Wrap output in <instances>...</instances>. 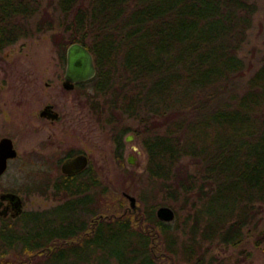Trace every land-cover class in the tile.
<instances>
[{
	"label": "trees",
	"instance_id": "trees-1",
	"mask_svg": "<svg viewBox=\"0 0 264 264\" xmlns=\"http://www.w3.org/2000/svg\"><path fill=\"white\" fill-rule=\"evenodd\" d=\"M49 5L55 10H42L43 0H0V50L55 29L65 62L68 44L84 43L96 71L76 87L92 88L96 118L111 124L119 163L124 133L141 137L148 185L136 193L141 208L134 211L90 166L59 172L51 184L61 202L0 218V246L10 254L3 263L205 264L214 244L238 245L264 211V62L241 91L235 81L244 73L238 51L257 0ZM159 196L175 208L173 220L157 217ZM58 214L77 221H58ZM255 237L264 250V229Z\"/></svg>",
	"mask_w": 264,
	"mask_h": 264
},
{
	"label": "rangeland",
	"instance_id": "rangeland-1",
	"mask_svg": "<svg viewBox=\"0 0 264 264\" xmlns=\"http://www.w3.org/2000/svg\"><path fill=\"white\" fill-rule=\"evenodd\" d=\"M48 1L43 0L42 10L52 12L55 8L46 6ZM54 31L22 37L0 50V132L10 133L18 150V157L10 160L6 172L0 176V192L4 187L16 189L23 198L24 209L54 206L62 201L51 186L59 175L61 161L68 152L84 151L100 182L116 194L129 192L136 196L148 185L144 171L147 152L141 137L132 129L124 133L123 163H119L111 124L96 118L92 88L85 85L66 90L62 86L65 62L53 42ZM238 52L245 61L244 73L235 80L241 91L253 71L264 62V0H257L252 25ZM48 102L54 103L60 114L52 124L38 115ZM125 122L142 128L138 119L128 118ZM129 135L131 138L127 140ZM130 155L133 162L127 160ZM157 201L168 204L160 196ZM124 204L130 207L127 197ZM137 204L141 208L138 201ZM186 215L187 210H181L180 227L187 230ZM59 219L75 224L77 216L58 214ZM254 220L255 226L248 224L238 245L214 244L205 264H264V250L255 240V234L264 229V211L258 212ZM2 251L6 252L4 246H0V264L10 257Z\"/></svg>",
	"mask_w": 264,
	"mask_h": 264
},
{
	"label": "water",
	"instance_id": "water-1",
	"mask_svg": "<svg viewBox=\"0 0 264 264\" xmlns=\"http://www.w3.org/2000/svg\"><path fill=\"white\" fill-rule=\"evenodd\" d=\"M65 69L63 74V87L72 89L77 82L85 81L91 78L96 71L94 57L90 49L80 41H73L68 44L65 54ZM52 104H46L41 110V115H47L50 118H57L58 111L52 109ZM130 135L126 137L129 140ZM16 155V149L13 147V143L10 137H3L0 140V173L4 171L7 165V158ZM129 162H133L134 159L130 155L127 159ZM88 163V157L84 153H78L70 158H66L60 165V169L63 173L78 172L86 167ZM129 199V205L133 209H140V205L137 204L136 196L123 192ZM0 202L8 198L12 202V206L15 209V213L22 211V198L14 191H5L0 195ZM1 212H5V209ZM156 215L158 218L171 221L174 219L176 212L175 209L169 204H159L156 208Z\"/></svg>",
	"mask_w": 264,
	"mask_h": 264
},
{
	"label": "flooded vegetation",
	"instance_id": "flooded-vegetation-1",
	"mask_svg": "<svg viewBox=\"0 0 264 264\" xmlns=\"http://www.w3.org/2000/svg\"><path fill=\"white\" fill-rule=\"evenodd\" d=\"M65 62H66V61H65ZM64 69H65V68H64ZM62 81H63V80H62ZM62 86H63V85H62ZM75 87H76V83H75V85H74L73 88H75ZM63 88L66 89V90H71V89H67V88H65V87H63ZM73 88H72V89H73ZM46 104H52V105H53L52 109L56 110V108H55V106H54V103H52V102H48V103H45V104L39 109V111H38V115L41 117V119H46L47 121H49V123L52 124V123H54L56 120H58V119L60 118V114H59V111L57 110V111H58V117H57V118H54V119H53V118H50V117L47 116V115H41V114H40V110H41ZM1 116H2V111H1V109H0V124H1ZM3 137H10V138H11L12 143H13V147L16 149V155L13 156V157H8V158H7V165H6V168L4 169L3 172L0 173V176L6 172V170H7V168H8V165H9V163H10V160H12V159L18 157V150H17V147H16L15 140H14L13 136H12L10 133H8L7 131H1V132H0V140H1V138H3ZM78 153H84V154L87 155V153H85L84 151H78V152H76V153H72V155H66L65 158L61 161V163H62L66 158H70V157H72V156H74V155H76V154H78ZM87 157H88V163H87L86 167L89 166V162H90V159H89V156H88V155H87ZM61 163H60V165H61ZM86 167H85L84 169L78 171V172L65 173V174L80 173L81 171L85 170ZM60 172H62L61 169H60ZM62 173H63V172H62ZM44 186H45V183H44ZM44 186H43V187H44ZM51 186H52V185H51ZM43 187H42V189H44ZM5 191H14V192H17L16 189H13V188H6V187H4V190L0 192V195H1L3 192H5ZM17 193L21 196V194H20L19 192H17ZM21 198H22V196H21ZM0 200H1V198H0ZM23 205H24V202H23V198H22V211H21L20 213H15V209H14L13 206H12V202H11L8 198L3 199V200L0 202V218H1V217H4V218H7L8 220H9V218H11V219H16V218H17L18 216H20L21 213L25 210V209L23 208ZM4 209H5V212H1V211L4 210Z\"/></svg>",
	"mask_w": 264,
	"mask_h": 264
}]
</instances>
